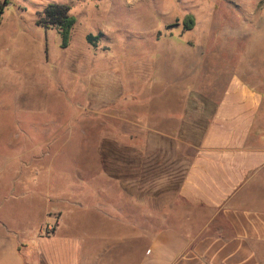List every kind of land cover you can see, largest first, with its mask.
Listing matches in <instances>:
<instances>
[{"label":"rangeland","instance_id":"obj_1","mask_svg":"<svg viewBox=\"0 0 264 264\" xmlns=\"http://www.w3.org/2000/svg\"><path fill=\"white\" fill-rule=\"evenodd\" d=\"M51 2L77 19L66 46L37 23ZM0 7V232L37 257L65 213L58 232L82 238L89 264H137L192 217L180 183L223 85L264 93V0Z\"/></svg>","mask_w":264,"mask_h":264},{"label":"crops","instance_id":"obj_2","mask_svg":"<svg viewBox=\"0 0 264 264\" xmlns=\"http://www.w3.org/2000/svg\"><path fill=\"white\" fill-rule=\"evenodd\" d=\"M260 190L264 93L234 76L223 85L182 175L179 192L193 209L192 217H186L185 226L160 229L137 264H264ZM66 222L63 213L54 233L39 236L48 248L41 247L37 257L24 255L17 237L0 232V264H89L81 251L82 238L58 232Z\"/></svg>","mask_w":264,"mask_h":264},{"label":"trees","instance_id":"obj_3","mask_svg":"<svg viewBox=\"0 0 264 264\" xmlns=\"http://www.w3.org/2000/svg\"><path fill=\"white\" fill-rule=\"evenodd\" d=\"M9 2H6V5ZM2 12V7H0ZM71 7L66 3L51 2L47 4L39 13L37 20L38 24L43 25L46 28H58L63 39V46L68 45L70 31L77 19L70 13ZM185 24L188 28H192L195 25V17L193 14H188L185 17ZM97 36L88 34L87 40L89 42L94 41Z\"/></svg>","mask_w":264,"mask_h":264}]
</instances>
